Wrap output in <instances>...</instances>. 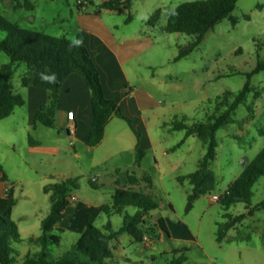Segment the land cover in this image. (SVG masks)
<instances>
[{
    "label": "rangeland",
    "instance_id": "1",
    "mask_svg": "<svg viewBox=\"0 0 264 264\" xmlns=\"http://www.w3.org/2000/svg\"><path fill=\"white\" fill-rule=\"evenodd\" d=\"M90 1L80 9L78 0H32L34 10L27 11L14 9L11 0H0V15L24 29L72 38L79 26L78 17L90 21L84 17H93L99 5L107 0ZM195 1L202 0H132L131 9L123 14L100 10L102 21L116 28V34L123 39L139 37L141 43L152 44L146 54L150 68L143 69L146 78L136 83L156 100L154 109L144 111L154 146L144 153L141 161L152 186L147 187L142 181L135 190L151 195L160 205L159 210L146 218L145 227L152 231L145 242L137 243L130 234H120L107 264H172L180 257H184L182 264H264V210L229 231L227 238L219 243L216 233L218 224L225 221L224 214L236 216L245 212V207L237 204L225 211L220 203L212 201L213 195L220 197L240 175L244 168L241 162L247 158L249 163L264 148V71L251 78L253 91L234 113L233 122L217 132V156L212 165L215 191L201 196L188 213L185 208L191 186L187 182L179 183L177 178L196 171L206 149L198 138L190 137L183 146L172 150L185 133L170 130L172 123L182 118L191 124L218 112L215 99L225 92L238 93L247 81V74L264 61V0H238L232 13L236 25L229 18L222 20L205 35L198 48L175 61L192 37L166 33L165 11ZM158 9L163 15L151 27L147 21ZM129 15L132 20L126 23ZM4 38L5 33L0 30V40ZM9 62V57L0 52V67ZM25 72L26 66L21 63L12 78L14 91L20 95L26 91L21 86ZM39 129L45 134L28 129L25 107H17L11 118L0 121V164L5 166L11 182L9 189L15 200L11 220L22 241L13 246L19 252L18 262H23L26 254L40 251L38 246L28 244V239L41 236V222L51 212L50 193H45V188L67 179L76 180L77 189L72 194L83 206L76 212L72 204L58 224L63 229V233H57L60 244L48 249L50 260L55 261L80 236L73 228L76 222L71 217L77 219L87 208L96 227L110 221L113 231H118L124 214H135L137 209L129 207L123 216L109 217L102 212L95 216L93 207L109 205L115 190L127 185L128 175L141 179L144 174L136 168V151L126 148L128 136L121 143L107 130L103 144L94 147L92 153H83L79 161L61 151L46 153L31 149L29 137L35 142L42 140L45 145L54 143L47 135L53 133L51 130L43 126ZM9 144L14 147L10 148ZM59 146L68 151L69 140H63ZM155 157L161 170L154 164ZM119 167L120 172L116 170ZM253 192L252 203L257 205L264 199V176ZM159 217L166 222L169 238L155 228Z\"/></svg>",
    "mask_w": 264,
    "mask_h": 264
},
{
    "label": "trees",
    "instance_id": "2",
    "mask_svg": "<svg viewBox=\"0 0 264 264\" xmlns=\"http://www.w3.org/2000/svg\"><path fill=\"white\" fill-rule=\"evenodd\" d=\"M84 2L92 3L89 0ZM14 9L33 11L32 0H11ZM238 0H202L182 3L165 12L167 20L165 32L168 34H186L192 37V41L182 47L175 61H178L200 46L205 35L222 20L229 18L232 25H236V19L232 13ZM132 0H107L99 5L100 10L123 14L129 11ZM78 8H83L79 4ZM163 15L158 9L147 21L151 27H155ZM132 20L129 15L126 23ZM0 30L5 33V38L0 40V52H4L10 62L0 67V121L8 118L17 107L25 104L24 98L14 91L12 78L17 67L24 63L26 72L21 78L22 87H35L47 91L48 101L41 106L35 114L34 122L47 128H55L56 110L60 89L65 80L71 75H79L87 84L91 94L93 122L88 135L87 146L97 147L103 140L106 126L114 117L124 120L139 140V133L135 130L130 118L124 115L118 104L105 97L100 79V74L88 49L82 44L80 47H70V42L65 36L56 37L41 31L28 30L7 21L0 15ZM264 71V61L258 62L256 68L247 74V81L238 93L225 92L217 97L218 112L206 117L204 120L188 123L186 118L172 123L171 131H184V138L172 149L183 146L190 137L198 138L206 151L198 164V169L190 174L179 176L178 182H187L191 186V192L187 198L185 212H190L195 202L204 195L213 194L216 189V176L212 165L217 156V132L233 122L236 110L246 102L247 96L253 91L250 85L251 78ZM41 73L51 75L55 73L57 83L50 84L40 79ZM222 108V109H221ZM30 145L36 142L29 137ZM144 152L136 147V164L140 165ZM264 176V148L256 157L244 166L240 175L228 186L219 197L218 203L225 211L237 204H243L245 212L233 216L225 213V221L218 224L216 241L222 242L227 238L228 232L241 225L245 220L254 216L256 212L264 210V199L257 205H253V189L259 179ZM7 176L0 165V183L7 182ZM142 181L147 187L152 186L151 180L144 176L141 179L134 174L128 175L127 185L117 188L112 195L109 205H102L100 212L111 217L123 216L127 208L137 209L135 214L125 213L122 226L118 231H113L111 222L98 228L94 225V217L88 216L84 231L73 244L71 249L61 258L52 261L48 253L49 247L60 244V236L63 229L57 227L65 217V211L70 205L73 190L77 189L76 180H64L45 188V193H50L51 212L41 222V236L28 239V244L40 248L38 253L25 255L23 262H18L19 252L14 250V245L22 243L16 230L15 223L11 220L12 210L15 206L12 190L9 189L6 197L0 196V264H107L113 257L118 243V236L123 233L130 234L137 243H144V238L152 229H147L146 218L153 211L160 209V205L151 195L135 190ZM92 186H95L92 184ZM171 207V205H170ZM157 228L168 236V227L163 218L159 217L155 222ZM231 242L232 239H227ZM264 245V235H263ZM184 257H180L175 263L182 264Z\"/></svg>",
    "mask_w": 264,
    "mask_h": 264
},
{
    "label": "crops",
    "instance_id": "3",
    "mask_svg": "<svg viewBox=\"0 0 264 264\" xmlns=\"http://www.w3.org/2000/svg\"><path fill=\"white\" fill-rule=\"evenodd\" d=\"M101 15L102 13L98 12L95 13L93 17H84L90 18V21H81V17H78L79 26L73 37L83 40V45L88 49L99 71L105 97L116 102L121 112L131 119L135 130L139 133V140L124 120L114 117L106 126L102 142L94 149L99 148V146L103 144L104 140L107 139L106 131L110 130V132L113 133V138L118 142L124 143L123 138L128 136L126 148L130 149V151H136V147L139 146V148L146 153L147 150L153 148L154 144L149 136L144 111L154 109L156 100L151 94L145 91L143 87L136 83L146 78L143 69L150 68V61L147 59L146 54L148 48H150L152 44L141 43L139 37L128 40L123 39L116 34V28L110 25L108 26L102 21ZM68 39L71 40V38ZM25 90V95H21L25 100V104L22 107L27 108L28 129L38 132L39 135H44L45 133L39 129V126L43 125L39 123L36 124L34 122V117L38 109L47 103L48 93L44 89L35 87H27ZM70 112L73 113L72 120L67 118V114ZM13 114H15V110L4 120H8ZM55 121V128H48V130H51L53 133H47L54 143L45 145V142L42 140L36 141V143L31 146V149L41 150L46 153L61 151L68 155H72L79 161H81L83 153H92L93 148L87 146L88 135L93 122L91 94L84 79L79 75H71L63 83L59 93ZM70 126H73L75 129L73 135L67 132ZM62 130H64V133H62ZM63 140H69L70 149H68V151L66 148H61L59 146V143ZM8 146L10 148L14 147L13 145L10 146V144ZM8 152H11V150H8ZM102 161L103 160L98 163ZM154 164L161 170V165L156 157L154 158ZM1 166L8 181L0 183V196L6 197L11 182L9 181V175L5 166ZM136 168L144 173L142 177L146 176L145 169L142 167L141 163L137 165ZM116 170L118 172L121 171L120 167ZM74 202L75 203L70 201V205L65 211V216L72 204H75L76 212L83 207L80 205L78 198H76ZM102 205L93 207L95 216L100 213V207ZM88 216H92V214L87 208L81 212L77 219L71 217L72 222L73 220L76 222L73 224V228L78 231L80 235L85 229ZM167 238H169V235Z\"/></svg>",
    "mask_w": 264,
    "mask_h": 264
},
{
    "label": "clouds",
    "instance_id": "4",
    "mask_svg": "<svg viewBox=\"0 0 264 264\" xmlns=\"http://www.w3.org/2000/svg\"><path fill=\"white\" fill-rule=\"evenodd\" d=\"M83 44V40L80 38L73 37L71 38L70 47H80ZM40 79L46 83L55 84L57 83V76L55 73H52L51 75L46 73H41Z\"/></svg>",
    "mask_w": 264,
    "mask_h": 264
},
{
    "label": "built area",
    "instance_id": "5",
    "mask_svg": "<svg viewBox=\"0 0 264 264\" xmlns=\"http://www.w3.org/2000/svg\"><path fill=\"white\" fill-rule=\"evenodd\" d=\"M84 3H86V2H84L83 0H78V5H79V4H84ZM67 118H68L69 120H72V119H73V113H71V112L68 113V114H67ZM67 132H68L69 134L73 135V134L75 133V129H74V127H73V126H70V127L67 129ZM218 199H219L218 196H216V195H213V196H212V201L217 202ZM75 200H76V196L72 194V196H71V198H70V201H75ZM144 239H147V238H144Z\"/></svg>",
    "mask_w": 264,
    "mask_h": 264
},
{
    "label": "water",
    "instance_id": "6",
    "mask_svg": "<svg viewBox=\"0 0 264 264\" xmlns=\"http://www.w3.org/2000/svg\"><path fill=\"white\" fill-rule=\"evenodd\" d=\"M242 166H246L248 164V159L245 158L242 162H241Z\"/></svg>",
    "mask_w": 264,
    "mask_h": 264
}]
</instances>
